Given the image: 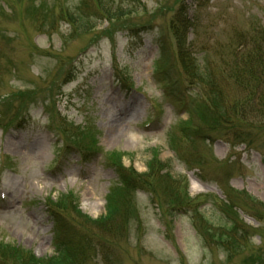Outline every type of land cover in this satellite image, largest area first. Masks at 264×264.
Returning a JSON list of instances; mask_svg holds the SVG:
<instances>
[{
    "label": "rangeland",
    "instance_id": "obj_1",
    "mask_svg": "<svg viewBox=\"0 0 264 264\" xmlns=\"http://www.w3.org/2000/svg\"><path fill=\"white\" fill-rule=\"evenodd\" d=\"M99 5L130 15L107 21ZM182 7L196 22L181 43L206 64L198 73L239 99L229 72L245 46L238 35L264 29V0H0V243L51 257L47 205L61 194L102 220L118 179L107 161L114 153L124 167L150 174L153 193L137 190L129 209L123 196L111 230L86 227L96 245L86 262L264 264V118L242 124L258 149L202 139L205 127L190 118L188 103L172 100L166 85L176 87L175 100L211 108L177 59L172 25ZM70 15L90 27L77 31ZM68 143L91 152V161L79 148L66 153ZM187 199L195 213L172 210ZM63 211L69 225L82 222L72 208ZM235 227L231 237L220 234Z\"/></svg>",
    "mask_w": 264,
    "mask_h": 264
},
{
    "label": "trees",
    "instance_id": "obj_2",
    "mask_svg": "<svg viewBox=\"0 0 264 264\" xmlns=\"http://www.w3.org/2000/svg\"><path fill=\"white\" fill-rule=\"evenodd\" d=\"M200 6L201 5H199V7ZM99 8V13L102 14L107 21H119L130 15L127 9L124 8L111 9V7H109L108 9L106 6L102 5H99ZM186 9L187 8L182 7L179 10V14L172 25L178 42V47L176 46L177 59L189 83L192 85L197 83L201 91L203 89L207 91L206 96L210 95L211 99L207 100H209L211 108L205 104L201 106L199 103L195 106L196 102L199 100H192L189 97L186 101L179 99L175 100V97L178 96L177 93L174 92L176 87L171 90V88L166 85L165 90L169 95H173L172 100L174 102L181 101L183 104L188 103V106L191 107L190 111H188L189 115H191L190 118H192V120L196 118L205 127L204 129H200L202 139L213 136L215 138L226 139L234 145L247 144L248 147L256 149L257 146L253 145L252 136L249 134L248 130L244 129L242 124L248 122L251 118H264V29L255 28L253 31H249V36L245 34V32H241L238 35V40L240 39V42L245 46L241 48L242 51H239V49L237 50L234 65L230 67L229 72L235 85L239 86L238 88L241 90L240 93H242L243 96L233 100L222 87L216 85V77L214 75L212 76L211 74L212 77L210 76V78H214L213 81V79H205L203 74L198 73V71L206 69V64L204 63L205 65L203 68L202 62H197L194 51L192 52L191 48L189 50L186 48L185 40L184 43H181L183 33L187 32L190 28L196 30V22L184 14ZM68 18L69 23L77 31H82V29H86L91 25L89 20L85 18H83L84 20L82 22L73 15L68 16ZM165 47L164 44H161L160 49L161 53H163V57L166 53ZM161 62L158 64V68H162ZM227 69L225 71H227ZM193 110L194 113L192 112ZM67 124L68 123H64L63 125L66 126ZM81 149L85 150L84 147H81ZM91 151L93 152L94 150ZM86 153L88 154L91 152ZM154 160L155 162L152 161L151 165H149L150 170H152L153 167H155V169L157 168L156 161L159 162V160L156 158H154ZM109 162L117 172L118 181L112 187L107 197L106 214L103 216L104 218L102 217L103 219L101 218L102 220H91L79 210L78 198H74L72 195L62 194L58 197L57 201L49 200L47 205L48 213L55 224L54 254L49 258L40 259L29 251L23 252L21 248L14 245L0 243V264H11L9 262H13V264H78L79 261L84 264L91 263L92 259L89 262L86 261L90 259L93 252L95 254L96 245L93 241L87 240L86 227L91 226L93 228L111 230L109 223L116 220L117 216L123 215L121 209H119V204L122 203L123 196H125L123 205H126L129 209L131 208L130 201L134 192L143 190L153 193V186L149 178L150 174H138L133 168L128 169L124 167L121 158H117L114 153L109 154ZM155 176L154 180L157 179ZM154 182L156 184V181ZM161 189L164 192V188L161 187ZM163 196L165 197V195ZM175 198V203H177L179 197L176 196ZM190 202L191 201L187 199L186 204H175L172 210L184 214H189L188 212L193 214L195 210L190 208L192 206ZM235 206L239 209L246 208V204H243V206L241 204H235ZM70 208L74 210L73 212L76 214V217L82 219V222L77 220L75 222L74 220L70 222V225L66 222L68 214L63 210L67 211ZM233 208L234 207H230V209ZM72 225L76 226L75 231H71ZM77 226H79L80 229H77ZM236 229L237 227L232 228L227 233L220 234L231 237L232 232ZM204 238L208 241L207 237ZM95 242L98 243L97 241ZM226 249V251L230 250L229 252H231L229 247H226Z\"/></svg>",
    "mask_w": 264,
    "mask_h": 264
}]
</instances>
